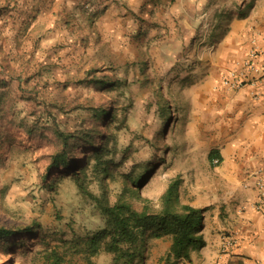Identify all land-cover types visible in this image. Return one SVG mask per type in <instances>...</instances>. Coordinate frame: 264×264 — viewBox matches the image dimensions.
Masks as SVG:
<instances>
[{
  "label": "rangeland",
  "instance_id": "374dc122",
  "mask_svg": "<svg viewBox=\"0 0 264 264\" xmlns=\"http://www.w3.org/2000/svg\"><path fill=\"white\" fill-rule=\"evenodd\" d=\"M88 9L82 5L78 21L60 18L48 27H32L31 16L16 18L17 11L0 16V94L5 97L0 119V227L20 230L0 243V264H51L53 251L62 264H85L71 246L103 222L76 177L88 193L106 197L110 205L122 196L135 209L147 204L157 210L159 196L175 178L180 180L178 202L187 199L185 178L172 174L173 148L183 122L184 98L193 87L189 78L193 65L166 62L177 54L183 58L196 54L198 49L193 52V43L183 42L171 56L163 51L160 65L150 58L142 67L124 62L120 56L124 37L138 17L115 24L114 16H91L94 12ZM50 19L41 21L46 24ZM128 35L134 38L129 53L136 55L138 33ZM203 45L199 42L196 47ZM142 70L145 80H139ZM92 77L117 87L79 83ZM90 108L110 110L116 118L109 128L104 126L106 115L99 123V134L109 138L108 151L101 158L106 163L97 164L87 148L73 145L68 156L86 161L81 173L47 170L50 158L59 151L55 129L64 134L91 130ZM30 126L34 129L28 133ZM141 173L139 193L147 203L130 193L126 180ZM27 227L34 229L33 234L21 232ZM149 241L137 264L148 262ZM91 260L110 264L111 256L100 254Z\"/></svg>",
  "mask_w": 264,
  "mask_h": 264
},
{
  "label": "crops",
  "instance_id": "0c3cea01",
  "mask_svg": "<svg viewBox=\"0 0 264 264\" xmlns=\"http://www.w3.org/2000/svg\"><path fill=\"white\" fill-rule=\"evenodd\" d=\"M83 4L92 13L103 10L100 18L114 16L115 24L138 17L124 37V62L142 67L150 58L160 65L163 51L171 56L183 42L193 43V52L198 49L185 58L169 56L166 64L193 65V87L184 98L183 122L174 141L172 174L185 178L188 196L181 203L205 209L200 231L204 244L169 264L264 262V199L255 186L258 176L264 179V88L257 84L259 97L254 99L247 85L227 91L219 84L222 73L246 56L252 38L264 49V0H0V8L7 6L0 16L22 8L51 18L48 27L60 18L78 21ZM131 32L138 33L136 55L129 53ZM199 42H204L201 48L196 47ZM143 71L139 80L147 78ZM211 152L217 157L210 159ZM228 235H235L236 244L225 248L222 240ZM149 245L146 264H164L159 261L171 238L151 239Z\"/></svg>",
  "mask_w": 264,
  "mask_h": 264
},
{
  "label": "trees",
  "instance_id": "16d2710c",
  "mask_svg": "<svg viewBox=\"0 0 264 264\" xmlns=\"http://www.w3.org/2000/svg\"><path fill=\"white\" fill-rule=\"evenodd\" d=\"M14 5V8H17L16 2ZM6 8L7 6H3L0 10ZM18 9H20L18 10L20 12H18L16 18L31 16L29 24L32 27L35 25L46 26L41 21V18L36 16L34 11L28 12V10L24 11L22 8ZM102 11L94 12L91 16L96 15L97 17ZM94 72H97V70L86 74L89 76ZM79 83L86 86L98 85L100 88L108 85L117 87L112 82L107 83L93 77L90 80H81ZM3 98L5 99L2 93L0 94V119H2V110L4 109ZM50 105L53 104L50 103ZM51 109L52 106H49V111ZM59 110L60 108H58ZM104 115L107 116L104 126L109 128L116 120L110 110H104L103 108L95 110L94 108H90V116L94 121V126L91 130H79L75 134H64L55 129V137H57L60 143L58 145L59 151L50 158L47 170L60 168L64 169L65 173L75 176L81 173L86 161L84 160L82 163L81 158L75 160V158L68 156L73 145L79 148H87L86 153L90 152V158L96 161V163L98 162L97 164L104 165L106 162H101V158L108 151L106 147L109 138L108 136L99 134L98 131L99 123ZM29 129L28 133H31L34 126H30ZM97 139L98 143H95ZM214 157H217L216 153L211 152L209 158L212 159ZM102 169V171H106L107 168L102 166ZM76 170H79V172L76 173ZM142 179L143 173L126 178L130 185V193L138 199L143 200L144 203H147V200L142 199L139 193ZM76 181L81 192L92 200L103 222V226L92 232L82 241L71 246L74 252L82 255L85 264H94L91 259L100 254L110 255V264H137V262L143 260V251L147 240L158 239L163 236L171 238L170 248L161 259L164 264H169L171 259L187 258L190 248L200 247L204 244L200 231L202 229L205 209L193 208L187 204H180L178 202V188L180 185L178 178L171 180L159 196V207L157 210L150 209L147 204H144L139 210L135 209L122 196L110 205L106 197L94 196L88 193L77 177ZM19 232L20 230L17 229L12 230L0 227V243H7ZM21 232L30 235L33 234L34 229L27 227L21 229ZM50 257L51 264H62L60 262L61 259L54 251Z\"/></svg>",
  "mask_w": 264,
  "mask_h": 264
},
{
  "label": "built area",
  "instance_id": "2783aa9c",
  "mask_svg": "<svg viewBox=\"0 0 264 264\" xmlns=\"http://www.w3.org/2000/svg\"><path fill=\"white\" fill-rule=\"evenodd\" d=\"M264 49L258 44L255 38L250 41V48L244 58L237 60L234 68L223 72L220 76L219 84L227 91H236L242 86L252 88V97L257 99L259 93L256 89L257 84L262 83L264 88ZM216 159L214 163H217ZM255 186L259 197L264 199V179L258 176ZM225 248L232 247L236 244L235 235L225 236L222 240ZM258 264H264L260 262Z\"/></svg>",
  "mask_w": 264,
  "mask_h": 264
}]
</instances>
